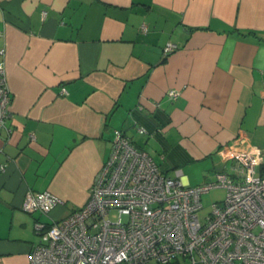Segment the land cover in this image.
I'll return each instance as SVG.
<instances>
[{
  "label": "crops",
  "instance_id": "0c3cea01",
  "mask_svg": "<svg viewBox=\"0 0 264 264\" xmlns=\"http://www.w3.org/2000/svg\"><path fill=\"white\" fill-rule=\"evenodd\" d=\"M0 32V264L87 201L114 129L188 186L264 146V0H0ZM29 189L63 204L26 212Z\"/></svg>",
  "mask_w": 264,
  "mask_h": 264
},
{
  "label": "built area",
  "instance_id": "2783aa9c",
  "mask_svg": "<svg viewBox=\"0 0 264 264\" xmlns=\"http://www.w3.org/2000/svg\"><path fill=\"white\" fill-rule=\"evenodd\" d=\"M177 47L169 42L164 54ZM166 94L173 99L178 91ZM10 102L0 60V127L7 132ZM230 156L229 170L188 186L180 170L175 176L163 173L147 151L114 129L87 201L50 224L35 223L38 241L28 263L171 264L180 259L188 264H264V146L250 144ZM214 187L226 189L224 200L200 219V196ZM60 204L63 200L48 190L29 189L21 206L48 214Z\"/></svg>",
  "mask_w": 264,
  "mask_h": 264
},
{
  "label": "rangeland",
  "instance_id": "374dc122",
  "mask_svg": "<svg viewBox=\"0 0 264 264\" xmlns=\"http://www.w3.org/2000/svg\"><path fill=\"white\" fill-rule=\"evenodd\" d=\"M226 194V189L224 187H214L201 194V204L202 208L198 211V216L200 219L204 218L208 215L210 210L212 209V205L214 203L222 202L224 200ZM110 218H114L115 212L112 211L109 214ZM181 262V264H188V262H184L182 260L174 259L171 264H178L177 262Z\"/></svg>",
  "mask_w": 264,
  "mask_h": 264
}]
</instances>
